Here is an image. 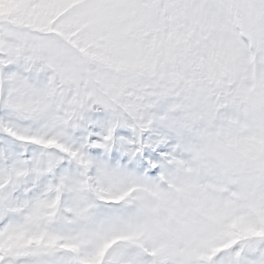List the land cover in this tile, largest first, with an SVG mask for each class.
I'll use <instances>...</instances> for the list:
<instances>
[{
  "label": "snow or ice",
  "instance_id": "snow-or-ice-1",
  "mask_svg": "<svg viewBox=\"0 0 264 264\" xmlns=\"http://www.w3.org/2000/svg\"><path fill=\"white\" fill-rule=\"evenodd\" d=\"M108 154L264 171V0H0V264H126ZM207 215L199 264H264V200Z\"/></svg>",
  "mask_w": 264,
  "mask_h": 264
},
{
  "label": "clouds",
  "instance_id": "clouds-1",
  "mask_svg": "<svg viewBox=\"0 0 264 264\" xmlns=\"http://www.w3.org/2000/svg\"><path fill=\"white\" fill-rule=\"evenodd\" d=\"M193 167L191 175L173 165L155 176H131L122 183L125 191H132L107 215L132 229L147 228L139 242L121 241L116 246L124 252L126 264H199L204 241L216 231L207 215L211 204L264 200L262 170L236 171L226 159L214 157Z\"/></svg>",
  "mask_w": 264,
  "mask_h": 264
},
{
  "label": "rangeland",
  "instance_id": "rangeland-1",
  "mask_svg": "<svg viewBox=\"0 0 264 264\" xmlns=\"http://www.w3.org/2000/svg\"><path fill=\"white\" fill-rule=\"evenodd\" d=\"M125 157L121 155L117 160L113 161L111 159V155L108 154L106 156H102L100 158H96L93 160L94 167L99 168L100 166H103L107 169L113 170L116 173L115 180L117 183H123L126 178L131 176H153L150 175V169L149 170H140L137 168L131 167V162L125 163ZM157 174V173H156Z\"/></svg>",
  "mask_w": 264,
  "mask_h": 264
}]
</instances>
